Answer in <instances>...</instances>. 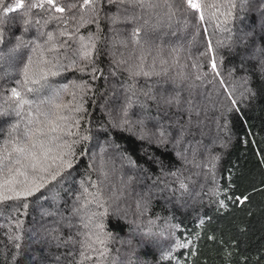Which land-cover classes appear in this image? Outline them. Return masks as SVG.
Listing matches in <instances>:
<instances>
[{
	"label": "trees",
	"instance_id": "obj_1",
	"mask_svg": "<svg viewBox=\"0 0 264 264\" xmlns=\"http://www.w3.org/2000/svg\"><path fill=\"white\" fill-rule=\"evenodd\" d=\"M208 3L220 10L209 18L212 9L205 8L207 33L190 13L178 22L162 20L149 31L145 71L158 74L134 79L126 66L113 63L141 55L130 42L132 24L113 25L109 19L118 6L97 5V13L84 12L86 21L96 22L83 24L79 16L65 24L52 18L59 13L43 9L0 12V52L5 54L0 150L11 151V141L25 140L28 128L45 127L41 113L70 115L69 123L78 122L71 129L76 135L63 134L76 153L64 178L32 196L0 203V264H121L116 257L123 246V264H264V0L243 5L236 0L231 15L224 0ZM90 36L96 44L94 64L80 71L87 62L78 49ZM206 36L222 60L224 86L211 73L195 78L208 71V57L201 55ZM173 56L177 66L159 63L163 58L171 64ZM26 65L37 75L48 68L58 74L40 85L31 79L25 85ZM179 72L186 78H178ZM13 87L34 103L17 109L7 99ZM130 88L136 96L128 118L143 120L145 131L166 126V142L141 138L138 127H114ZM53 90H59L53 103L41 104ZM172 96L180 103H165ZM57 104L68 107L56 109ZM80 105L83 111H70ZM245 195L248 200L240 204L237 198ZM93 217L103 226L100 239L111 233L104 245L91 241ZM122 239L135 246H125Z\"/></svg>",
	"mask_w": 264,
	"mask_h": 264
},
{
	"label": "snow or ice",
	"instance_id": "obj_2",
	"mask_svg": "<svg viewBox=\"0 0 264 264\" xmlns=\"http://www.w3.org/2000/svg\"><path fill=\"white\" fill-rule=\"evenodd\" d=\"M229 5V12L226 15H231V9L236 7V0H224ZM244 0H241L243 5ZM14 5V6H13ZM97 5H116V14L112 15L109 19L113 25L120 23H131L132 30L130 32V42L141 50V55L135 60L128 59H114L113 63L119 67L121 65L126 66L130 79H134L137 76L148 77L154 73L153 71H145L146 57L143 55L144 45L147 43V36L149 31L155 30L159 27L162 20L168 22H178L179 18L186 17L187 14H191L194 19L197 20V27H202L203 31L207 33V27L204 25L206 20L205 8L212 9L209 13V18H216V14L220 8L217 3H208V0H0V12L14 13L18 10H22L26 13H31L33 9H43L50 13H59V16H53V19L62 20L67 24L69 20L76 21L79 16V23L85 22L94 23V19L85 20L84 12L91 11L97 13ZM83 10V11H82ZM27 22V21H26ZM4 23V19L0 18V24ZM48 23L47 20L44 21ZM67 32H61V35H66ZM49 40H52V34L49 33ZM83 41V38H81ZM206 48L202 56L208 57V71L196 75L197 80H203L209 73L213 75V78H219V83L224 86L223 78L220 75L219 64L215 50L213 48V41L211 37H205ZM0 43H3L0 39ZM21 43H23L21 41ZM118 43L123 46H127V43L123 40H118ZM220 43V42H217ZM17 44L16 47H19ZM50 51L52 49H49ZM96 50V44L93 37L88 38V42H81L78 49V55L80 60L87 63L80 71H85L89 65L94 64V53ZM10 52L14 49H10ZM177 51V50H173ZM115 56V53H113ZM5 54L0 52V60L4 59ZM76 60H72V64H75ZM156 58H153V64L151 68H155ZM159 63L165 66H177L179 64L178 59L173 56L171 64L168 60L160 58ZM197 67V65H193ZM55 67V65H53ZM166 71V68L164 69ZM91 71L95 73L98 71L92 67ZM58 73L48 68L46 71L41 69L37 75L34 72H30L29 67L26 65L24 70V82L25 85L31 79V83L40 85L41 81H47L48 76H55ZM178 78L185 79L183 72L177 73ZM95 79V75L92 77ZM86 83V82H85ZM44 85H41L43 87ZM63 88H67V85H63ZM79 87V86H78ZM225 90L226 86H225ZM10 96L8 100H12L16 105V108L23 110L25 105H31L34 101L25 99L21 91L16 87L11 88ZM39 91V89L26 88V92L32 93ZM59 95V90H53L51 97H47L41 100V104H52L53 100ZM147 96V93H144ZM136 96V91L132 88L129 89V97L126 104L121 108V117L114 127L128 131L133 127H138L141 133V138L151 136L155 137L158 142L164 143L170 135L167 132L166 126L157 127L155 132L145 131L143 120H131L128 118V110L133 106L132 97ZM231 97V93H228ZM167 104H179L180 99L178 96H172L165 100ZM235 104V101H232ZM56 109L67 108V105H54ZM70 111L81 112L83 111L82 105L71 109ZM191 111H195V108H191ZM19 115V112H17ZM45 117V127L28 128L23 141H11L12 149L8 151L6 148L0 150V203H5L9 200H19L22 196H32L41 189L45 188L49 184L58 182L64 178L65 173H68L73 168V158L76 153L73 150L72 144L68 143L63 138V134L68 136L76 135L71 129L78 127V122L69 123L72 119L70 115H57L55 112L41 113ZM33 121L29 120L31 124ZM38 123L40 121H37ZM46 128V131H45ZM50 133H57L58 135H49ZM86 140L87 137H82ZM78 142V141H76ZM179 143V139H177ZM181 188L185 185L181 184ZM5 193H13V195H7ZM97 195H100L99 190ZM115 195V194H114ZM240 204H244L248 200V196L237 198ZM92 201H88L91 203ZM221 205H224L223 201H220ZM86 207V204H82L81 208ZM78 211V210H77ZM87 227V224L85 225ZM98 227H103L98 225ZM111 238V233H106L104 239H100L97 236V241L104 245L107 239ZM131 244V242H128ZM179 247H186L185 244L178 245ZM108 249L105 247L104 252L101 255H105Z\"/></svg>",
	"mask_w": 264,
	"mask_h": 264
},
{
	"label": "rangeland",
	"instance_id": "obj_3",
	"mask_svg": "<svg viewBox=\"0 0 264 264\" xmlns=\"http://www.w3.org/2000/svg\"><path fill=\"white\" fill-rule=\"evenodd\" d=\"M112 174H113V172H112ZM113 178H114V180L115 179H117L116 180V182L118 181V182H120L121 180H119V178H120V174H118V173H116L115 172V174L113 175ZM124 186V185H123ZM125 187V186H124ZM129 188V187H128ZM129 190V189H128ZM124 193V192H123ZM5 194H7L8 195V193H5ZM132 213H134L133 211H131ZM132 217H133V214H132ZM92 220H93V222L90 224V223H88V226H89V228H91L90 229V235H91V241L94 243V246L98 243V241H97V236H99V234H101L102 233V231H101V227H98V225H100V222L99 221H96V219H95V217H93L92 218ZM128 220H130V219H128ZM101 232V233H100ZM90 235H88L89 237H90ZM120 241H124V245L125 246H127L129 243V240H120ZM130 242H131V240H130ZM107 243V242H106ZM121 244H123V243H121ZM131 244H134L133 242H131ZM131 244H129V246H132ZM133 246H135V245H133ZM132 246V247H133ZM95 248H97V246L96 247H94V250H95ZM121 249V248H120ZM124 249H125V247L123 246V248H122V250H120V253H119V256H117L116 257V260H120V262H121V264H123V259L124 258H126L127 257V252H125L124 251ZM97 259L99 258L98 256L96 257ZM97 264H103L102 262H99V260L97 261ZM127 264H129V263H127ZM142 264H144V263H142Z\"/></svg>",
	"mask_w": 264,
	"mask_h": 264
}]
</instances>
